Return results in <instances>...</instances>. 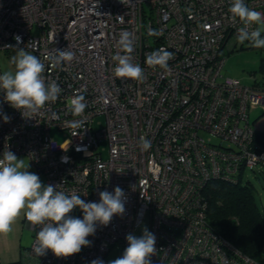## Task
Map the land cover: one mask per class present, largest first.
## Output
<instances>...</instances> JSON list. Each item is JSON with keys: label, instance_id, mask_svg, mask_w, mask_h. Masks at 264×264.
Returning <instances> with one entry per match:
<instances>
[{"label": "built area", "instance_id": "built-area-1", "mask_svg": "<svg viewBox=\"0 0 264 264\" xmlns=\"http://www.w3.org/2000/svg\"><path fill=\"white\" fill-rule=\"evenodd\" d=\"M244 2L264 13V0ZM230 6L231 0H0V49L15 48L20 36L19 47L44 63L45 83L55 81L62 90L30 117L12 108L0 90V159L7 150L25 154L47 185L86 202H99L101 191L117 186L125 193L124 214L98 224L90 246L69 257L50 250L38 256L34 245L42 226L24 216L32 240L20 264H109L110 248L119 244L122 257L126 236L139 237L145 228L156 237L151 264H264L206 219L209 180L236 181L244 170L264 167V150L254 141L258 127L250 120L253 109H264V87L221 73L222 51L235 46L242 26L231 19ZM150 29L159 35H149ZM123 31L132 33L142 82L114 74L112 57ZM161 47L174 54L168 70L145 63ZM67 48L73 59L53 67L48 57ZM77 94L87 105L79 117L69 111ZM97 115L104 125L93 129ZM77 121L82 123L73 126ZM52 128L69 134L67 149L52 138ZM141 137L150 141L147 150ZM102 139L105 158L94 151ZM70 215L83 218L79 208Z\"/></svg>", "mask_w": 264, "mask_h": 264}, {"label": "clouds", "instance_id": "clouds-1", "mask_svg": "<svg viewBox=\"0 0 264 264\" xmlns=\"http://www.w3.org/2000/svg\"><path fill=\"white\" fill-rule=\"evenodd\" d=\"M228 11L231 19L241 23L237 29L236 41L243 45L248 42L253 48H264V13L249 8L244 0H231ZM123 19V17H118ZM258 25L250 30L253 24ZM149 35H159L155 30H149ZM16 54L11 57L13 70L0 73V90L5 93V101L14 109L21 111L24 117H30L39 112L48 102H55L61 88L55 81L45 83L42 73L45 65L36 56L20 48V36L15 37ZM134 39L132 33L123 31L117 41L118 52L112 57L116 62L113 71L118 78H130L142 82L145 78L144 69L134 62ZM124 53V54H121ZM73 52L68 48L55 49L48 58L53 67L73 59ZM174 54L161 47L146 55L145 63L151 67L169 69L168 62ZM85 97L82 94L73 96L69 111L73 116H82L86 108ZM4 122L10 118L3 115ZM255 122V119L253 120ZM82 121L74 122L77 126ZM142 150L150 147V141L140 138ZM25 159H18L11 151H4L0 159V233H9L12 224L21 211H24L27 221L32 225L42 227L36 235L34 251L38 256L46 255L50 250L56 257H69L77 254L82 247L90 246L89 236L95 234L97 225L107 226L114 215L125 212V193L119 186L114 192L101 191L99 202H86L75 192L66 193L57 190L59 185H43L38 174L27 170ZM79 208L83 218L70 215ZM128 247L122 257L109 261V264H151L150 257L155 254L156 237L145 228L139 237L128 234ZM91 264H104L101 259H94Z\"/></svg>", "mask_w": 264, "mask_h": 264}, {"label": "rangeland", "instance_id": "rangeland-1", "mask_svg": "<svg viewBox=\"0 0 264 264\" xmlns=\"http://www.w3.org/2000/svg\"><path fill=\"white\" fill-rule=\"evenodd\" d=\"M262 37H264V31H262ZM24 50L33 54L29 49L24 48ZM16 51L15 48L0 49V73L14 69L10 60L16 54ZM222 52L224 55V63L221 68L222 74L236 77L246 85L257 83L260 87H264V48H253L249 46L248 42L243 45L236 42L232 48L225 46ZM262 111L264 109L258 106L250 112V120L255 119L254 127H264V114L260 115ZM103 125L104 118L102 115H97L93 118V129L101 128ZM200 134L207 141H217L216 137L205 131H200ZM51 135L63 149L69 147L70 137L66 131L52 128ZM94 151L100 152L103 158L107 157L106 140L102 139L94 148ZM15 155L18 159H25V165L27 166L28 164L27 170L38 174L42 184L47 185L44 174L30 163L25 154L18 153ZM242 181H247L251 185L254 200L261 213L264 214V169H261L260 172L246 169L242 175ZM24 211H21L16 221L12 224V230L9 233H0V264H20L23 250L31 243L32 231L24 221ZM119 254L120 245L114 244L110 248L107 257L110 260H114L117 259Z\"/></svg>", "mask_w": 264, "mask_h": 264}, {"label": "trees", "instance_id": "trees-1", "mask_svg": "<svg viewBox=\"0 0 264 264\" xmlns=\"http://www.w3.org/2000/svg\"><path fill=\"white\" fill-rule=\"evenodd\" d=\"M254 141L264 150V127L257 128ZM261 169L264 167L250 170ZM244 171L236 181L211 179L206 183V219L210 228L241 252L264 262V214L254 200L251 185L242 181Z\"/></svg>", "mask_w": 264, "mask_h": 264}]
</instances>
